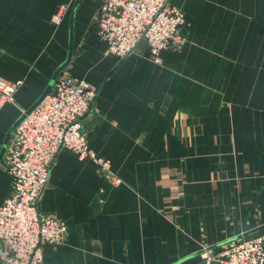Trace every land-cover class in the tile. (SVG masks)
<instances>
[{
    "label": "crops",
    "instance_id": "0c3cea01",
    "mask_svg": "<svg viewBox=\"0 0 264 264\" xmlns=\"http://www.w3.org/2000/svg\"><path fill=\"white\" fill-rule=\"evenodd\" d=\"M68 1L0 0V76L23 80L0 108V152L68 56L76 0L53 22ZM102 2H79L63 71L100 86L83 129L121 183L93 159L58 153L39 210L68 234L41 264H197L215 245L264 231V0H171L189 39L161 62L144 43L123 59L107 52ZM12 194L1 163L0 205Z\"/></svg>",
    "mask_w": 264,
    "mask_h": 264
},
{
    "label": "built area",
    "instance_id": "2783aa9c",
    "mask_svg": "<svg viewBox=\"0 0 264 264\" xmlns=\"http://www.w3.org/2000/svg\"><path fill=\"white\" fill-rule=\"evenodd\" d=\"M74 0L62 3L53 16L60 25ZM107 52L123 59L144 43L149 56L163 60L169 50L188 42L185 12L171 0H103L96 15ZM23 84L0 76V108L13 102ZM100 86L62 71L51 91L13 132L3 158L13 194L0 205V262L41 264L47 245L66 241L68 225L54 215L42 214L39 202L49 183L58 153L69 149L80 159H93L112 185L121 179L109 159L91 149L82 117L91 109ZM197 264H264V231L225 243L218 252L204 251Z\"/></svg>",
    "mask_w": 264,
    "mask_h": 264
},
{
    "label": "water",
    "instance_id": "95a60500",
    "mask_svg": "<svg viewBox=\"0 0 264 264\" xmlns=\"http://www.w3.org/2000/svg\"><path fill=\"white\" fill-rule=\"evenodd\" d=\"M81 0H76L74 5H73V9L71 11V15H70V38H69V51H68V56L66 58V60L61 63V65L55 70V72L53 73L47 87L45 88V90L43 91L42 95L40 96V98L29 108L27 109L19 118L18 120L14 123V125L11 127V129L9 130V132L7 133L6 135V138H5V141H4V144H3V147H2V150L0 152V164L2 163L3 161V158H4V154H5V151H6V147L8 145V142L13 134V132L16 130V128L24 121V119L27 117L28 114H30L42 101L43 99L49 94V92L51 91L57 77L61 74V72L70 64L71 60H72V57H73V47H74V37H73V32H74V18H75V14H76V8L79 4ZM86 115V114H85ZM84 115V116H85ZM84 116L81 118L83 119ZM94 205H96L97 207L100 206L99 205V198L96 197L94 199ZM262 227L260 228H257V229H254L252 231H250L249 233H247L245 235V237L247 239H250V238H253V237H256L259 230L261 229ZM238 239V238H237ZM236 240V239H234ZM222 248V245H215L213 247H211L210 249H215L217 251H220ZM200 254V253H197V255ZM183 260L181 261H178L177 263L175 264H179L181 263Z\"/></svg>",
    "mask_w": 264,
    "mask_h": 264
}]
</instances>
